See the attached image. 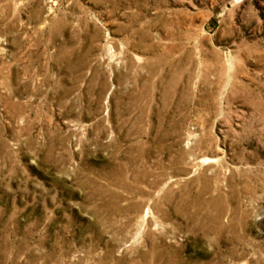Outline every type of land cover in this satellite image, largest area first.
Masks as SVG:
<instances>
[{
	"label": "rangeland",
	"instance_id": "obj_1",
	"mask_svg": "<svg viewBox=\"0 0 264 264\" xmlns=\"http://www.w3.org/2000/svg\"><path fill=\"white\" fill-rule=\"evenodd\" d=\"M0 264H264V0H0Z\"/></svg>",
	"mask_w": 264,
	"mask_h": 264
}]
</instances>
